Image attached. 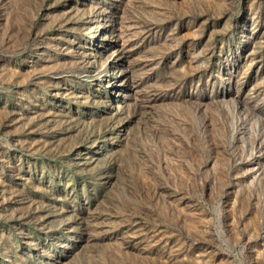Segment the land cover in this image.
<instances>
[{"label": "rangeland", "instance_id": "obj_1", "mask_svg": "<svg viewBox=\"0 0 264 264\" xmlns=\"http://www.w3.org/2000/svg\"><path fill=\"white\" fill-rule=\"evenodd\" d=\"M0 264H264V0H0Z\"/></svg>", "mask_w": 264, "mask_h": 264}]
</instances>
